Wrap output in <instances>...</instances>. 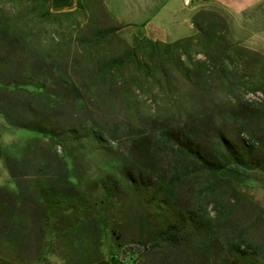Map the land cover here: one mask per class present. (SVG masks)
I'll return each mask as SVG.
<instances>
[{"label":"rangeland","instance_id":"rangeland-1","mask_svg":"<svg viewBox=\"0 0 264 264\" xmlns=\"http://www.w3.org/2000/svg\"><path fill=\"white\" fill-rule=\"evenodd\" d=\"M104 1L0 0V14L18 39L13 48L0 40V57L9 58L8 67H0V264H114L111 229L134 236V211L121 205L119 172L133 154L136 132L147 131L153 115L167 113L173 120L215 107L232 116L248 104L256 114L244 127L229 119L213 122L214 128L219 123L232 143H247L250 155L264 159L263 56L238 44L206 0L187 7L180 0H111L118 11L144 12L117 16ZM200 16L199 32L191 21ZM143 18L150 23L142 28ZM140 36L171 44L186 76L171 62L152 60L150 75L139 61L134 65L125 50ZM133 49L142 59L144 48ZM160 68L167 80L158 87ZM37 70L46 72L39 90L31 85ZM31 118H47L63 129L77 126L82 144L62 140L61 146L18 127ZM90 128L100 132L99 141L91 139ZM103 177L118 182V208L109 207L104 218L72 221L68 210L61 218L37 206L41 186L92 195ZM178 194L198 219L205 242L192 240L190 254L197 249L205 255L207 247L244 250L264 264V171L229 164L190 173ZM151 261L142 254L116 264Z\"/></svg>","mask_w":264,"mask_h":264},{"label":"trees","instance_id":"trees-1","mask_svg":"<svg viewBox=\"0 0 264 264\" xmlns=\"http://www.w3.org/2000/svg\"><path fill=\"white\" fill-rule=\"evenodd\" d=\"M212 15L227 29L219 14L215 12ZM201 17L197 19V23L191 21L199 32L202 29L198 23ZM6 20L0 14V40L6 44H8L7 40L10 41L8 45L13 48L18 39L9 31ZM212 20L211 18L210 21ZM110 30L113 28L107 31ZM134 46L144 48L145 55H142L141 61L136 58ZM125 54L134 65L139 61L143 71L148 75H150L149 65L155 60L157 65L162 64V61L165 64L173 63L180 71V76H186L183 62L180 60L174 62L175 55L171 44L158 43L140 36L133 40V46L126 47ZM4 57H0L1 69H6L9 64V58ZM18 67L19 77H22L24 68H21L19 62ZM157 72L156 83L161 87L162 82L166 83L167 75L163 68ZM44 73L46 72L43 70L36 71V78L31 84L33 88L39 90L44 87L45 80L42 77ZM39 79L42 81L38 82ZM23 80L24 78L20 83H28V80L26 82ZM240 106L242 109L237 110L232 116H229L227 111L215 107L202 110L200 114L192 113L183 117H179L178 114L173 120L169 118V114L161 113V117L153 115L154 120L150 121L151 125L148 126L147 131L136 132L139 135L133 139V154L127 165L119 172L120 181L124 186V199L121 205L130 207L134 211V236L127 237L122 230L111 229L114 251L110 255V261H114V264L124 263L146 254L153 259L149 264H260L254 253L244 250L219 252L207 247L205 255H201L195 249L191 256L188 244L192 240L200 244L205 242L198 219H195L194 212L188 209L186 202L178 194L179 185L190 173L217 171L229 164L247 169L259 168L264 171V159L259 160L250 155V146L247 143L240 146L232 143L225 130L218 127L219 123L214 128L213 122L219 121L222 124L229 119L236 120L238 126L244 127V123L248 124L256 114L255 109L248 104ZM196 121L199 122L197 129ZM18 127L44 136L48 141L61 146L62 140L72 141L73 146L76 147L82 144L77 126L63 129L47 118H31L29 122ZM89 133L94 141L100 140L99 131L90 128ZM117 191L118 182L114 177L100 179L98 192L92 195L79 192L59 193L49 187L41 186L38 189L36 203L50 216L66 217L65 211L68 210L74 215L72 221H76V217L80 220L88 219L93 214L104 218L109 207L118 208L115 207V203L117 205L118 202L114 197ZM176 251L177 255L174 257ZM108 263L107 260L98 259L93 264Z\"/></svg>","mask_w":264,"mask_h":264},{"label":"crops","instance_id":"crops-1","mask_svg":"<svg viewBox=\"0 0 264 264\" xmlns=\"http://www.w3.org/2000/svg\"><path fill=\"white\" fill-rule=\"evenodd\" d=\"M205 2L207 8L214 9L223 18L227 31L238 44L264 57V0H206ZM104 4L114 16L144 13L139 8H135L134 11L132 9L125 12L118 11L111 0H105ZM158 6L162 7V2ZM148 21L149 19L143 18L138 24L143 28L149 25Z\"/></svg>","mask_w":264,"mask_h":264},{"label":"built area","instance_id":"built-area-1","mask_svg":"<svg viewBox=\"0 0 264 264\" xmlns=\"http://www.w3.org/2000/svg\"><path fill=\"white\" fill-rule=\"evenodd\" d=\"M196 1H200V0H180V4L183 7H187L188 5H190L191 3L196 2Z\"/></svg>","mask_w":264,"mask_h":264}]
</instances>
